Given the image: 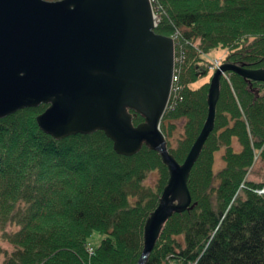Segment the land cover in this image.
I'll list each match as a JSON object with an SVG mask.
<instances>
[{
  "label": "trees",
  "instance_id": "obj_1",
  "mask_svg": "<svg viewBox=\"0 0 264 264\" xmlns=\"http://www.w3.org/2000/svg\"><path fill=\"white\" fill-rule=\"evenodd\" d=\"M153 10L154 32L174 36L175 55L182 54L179 98L160 122L181 164L207 114L210 77L194 87L196 81L215 62L264 68V0H155ZM217 50L222 58L209 59ZM225 76L213 129L187 177L192 208L162 224L145 264H264V196L253 192L264 180L247 179L256 153L264 162V83ZM46 107L0 118V241L8 246L0 245V264H136L166 166L144 145L132 156L115 154L100 131L55 140L35 122ZM132 115L134 125L143 120ZM220 151L223 166L214 170ZM93 232L103 236L96 248L88 246Z\"/></svg>",
  "mask_w": 264,
  "mask_h": 264
},
{
  "label": "water",
  "instance_id": "obj_2",
  "mask_svg": "<svg viewBox=\"0 0 264 264\" xmlns=\"http://www.w3.org/2000/svg\"><path fill=\"white\" fill-rule=\"evenodd\" d=\"M155 26L149 0H0V118L47 105L35 122L51 138L100 131L115 154L132 156L144 145L166 166L136 264H145L172 213L192 208L187 177L213 129L223 73L264 83V68L219 65L209 80L205 121L179 164L160 131L175 45ZM132 112L143 120L134 125Z\"/></svg>",
  "mask_w": 264,
  "mask_h": 264
},
{
  "label": "rangeland",
  "instance_id": "obj_3",
  "mask_svg": "<svg viewBox=\"0 0 264 264\" xmlns=\"http://www.w3.org/2000/svg\"><path fill=\"white\" fill-rule=\"evenodd\" d=\"M222 55H223V52L221 50L212 51L209 54L208 58L209 59H221ZM212 73L213 72L210 71L207 73L206 78H204L203 80H200V79L197 80L196 83L194 84V87L201 85L203 81H206V79L208 77H211ZM225 78H226V76H225ZM183 124H184L183 120L177 121L175 124L176 128H175V131L171 137V145L173 147L176 146L177 140L181 138V135L183 133ZM220 153H221V151L219 153H216L214 156V170H217L223 166V163L220 159ZM247 179L251 180V181H255V182H259V181L264 180V162H261L257 159V153L254 156V163L248 171ZM146 184L151 185V186L156 184L155 174L149 175L148 179L146 180ZM102 238H103V236L98 232L91 233V235L88 238V246L90 248H96L99 245ZM0 245L5 247V248H8V246L1 241H0ZM0 262H1V260H0Z\"/></svg>",
  "mask_w": 264,
  "mask_h": 264
},
{
  "label": "built area",
  "instance_id": "obj_4",
  "mask_svg": "<svg viewBox=\"0 0 264 264\" xmlns=\"http://www.w3.org/2000/svg\"><path fill=\"white\" fill-rule=\"evenodd\" d=\"M150 2L153 4V3L155 2V0H150ZM173 37H174V36H173ZM180 59H181V57H178V58L176 59V63L179 62ZM217 65H218V63L215 62V63L213 64V67H217ZM176 71H177V70L174 69V77H173V81H174V82H176V80H177ZM176 91H177V89L174 88V89H173V92H176ZM242 188H244L243 183L240 184L238 190H240V189H242ZM253 192L256 193V194H258V195H262V196H264V185H263L262 187H260V188H256V189H254Z\"/></svg>",
  "mask_w": 264,
  "mask_h": 264
}]
</instances>
